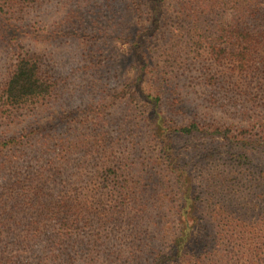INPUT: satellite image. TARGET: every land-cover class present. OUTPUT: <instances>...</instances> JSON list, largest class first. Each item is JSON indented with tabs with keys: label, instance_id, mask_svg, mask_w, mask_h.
Returning a JSON list of instances; mask_svg holds the SVG:
<instances>
[{
	"label": "trees",
	"instance_id": "1",
	"mask_svg": "<svg viewBox=\"0 0 264 264\" xmlns=\"http://www.w3.org/2000/svg\"><path fill=\"white\" fill-rule=\"evenodd\" d=\"M129 4L130 81L64 111ZM0 58V264H264V0H0Z\"/></svg>",
	"mask_w": 264,
	"mask_h": 264
},
{
	"label": "rangeland",
	"instance_id": "2",
	"mask_svg": "<svg viewBox=\"0 0 264 264\" xmlns=\"http://www.w3.org/2000/svg\"><path fill=\"white\" fill-rule=\"evenodd\" d=\"M63 8V6L59 7L60 10ZM61 13L63 14L64 11H61ZM51 20L53 21V18ZM48 21L49 20L47 19V22ZM144 24L145 16L137 14L135 7L129 4L123 8H119L118 11L115 10L114 14L106 15V18L105 16L104 18L102 17L99 22L91 24L92 35H90L92 36V39H88L92 40L89 44L90 49L93 50L91 56L95 59V63H90V61L85 63H73L65 60L67 52L64 53L63 58L58 57L61 70L60 74L57 76L58 81L59 83H63L61 85L69 90L65 92L69 94L68 96H61L60 98V101L64 106V111L71 110V108L77 104V100L72 96L75 92L71 91V88H77L76 82H85L79 77H73L79 75L77 72L82 76H85V72H87L86 74L91 73L92 77L95 75V85L100 87L106 80L113 82L116 79L113 74H116L118 79V81L116 79V82H121V84H123L130 81L133 72L131 71L130 63L128 61L129 53L127 34H129L130 29L140 27ZM100 27L102 29H100ZM35 31L36 30L33 29L34 33ZM37 31L38 32L35 34L40 32V30ZM31 38L32 36L29 37L30 41H32ZM63 48L68 49L69 46L63 45ZM83 66L86 67L85 72L81 71ZM0 69H4L3 60L1 58ZM71 69L73 70L72 72H70ZM1 74L2 73H0V76ZM54 109H56L55 105Z\"/></svg>",
	"mask_w": 264,
	"mask_h": 264
}]
</instances>
